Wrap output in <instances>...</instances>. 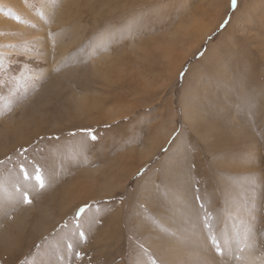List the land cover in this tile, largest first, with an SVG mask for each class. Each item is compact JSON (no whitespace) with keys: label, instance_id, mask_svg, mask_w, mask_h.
Instances as JSON below:
<instances>
[{"label":"rangeland","instance_id":"374dc122","mask_svg":"<svg viewBox=\"0 0 264 264\" xmlns=\"http://www.w3.org/2000/svg\"><path fill=\"white\" fill-rule=\"evenodd\" d=\"M8 1L0 264H264V0Z\"/></svg>","mask_w":264,"mask_h":264},{"label":"snow or ice","instance_id":"6c2138e0","mask_svg":"<svg viewBox=\"0 0 264 264\" xmlns=\"http://www.w3.org/2000/svg\"><path fill=\"white\" fill-rule=\"evenodd\" d=\"M237 2H238V0H231V3H232V5L234 7L237 5ZM17 19H19V18L17 17ZM71 135L74 136V135H76V133H71ZM57 139H58V137H57ZM91 139L94 141L96 139V137L94 135H92ZM26 151H27V149H23V151L21 152V155H23L24 152H26ZM0 163H3V161H0ZM20 171L23 174V177H24L25 180H29V179H31L34 176L35 180L39 184V187L41 189H43L45 187V182H44L40 167L34 166L33 173L30 174L27 171L26 167L21 165L20 166ZM23 196H24V202L30 204L31 203V199L28 197V194L24 193ZM83 212H84V209H80V213L83 214ZM65 227H66V225H65ZM76 227H77V231L79 232V235L81 237H83L84 233L79 231L81 225L79 223H77ZM210 239H211V244H212V247H213L214 251L217 254H219L221 257H223L225 255V249L221 247V244L217 240L216 236L213 235ZM225 243L227 244V242H225ZM68 247H71V245H68ZM152 264H157V262L155 260H153Z\"/></svg>","mask_w":264,"mask_h":264},{"label":"bare ground","instance_id":"6f19581e","mask_svg":"<svg viewBox=\"0 0 264 264\" xmlns=\"http://www.w3.org/2000/svg\"><path fill=\"white\" fill-rule=\"evenodd\" d=\"M121 0H88L87 1V4L90 6V8H92V9H95L96 8V5H95V3H99L100 5H101V7L102 6H104V7H107V6H110V5H112L113 3H117V4H119V2H120ZM128 1V0H127ZM224 1V0H223ZM9 3H12L13 2V0H11V1H8ZM16 2H17V4H18V6L20 7V3H19V1L18 0H16ZM136 3H138V2H136ZM214 3L216 4V1H214ZM99 5V6H100ZM144 5V4H143ZM223 5V2H222V4H221V6ZM22 6V5H21ZM130 6V5H129ZM130 8H133V7H130ZM218 8V7H217ZM96 11V10H95ZM94 12V11H93ZM203 13V12H202ZM3 26V25H2ZM0 27H1V24H0ZM196 31H197V29H196ZM204 33H206V35H207V33H208V31L206 32V31H204ZM205 35V36H206ZM187 36H189V33L187 34ZM190 46V45H189ZM196 47H197V45H196ZM190 54V53H189ZM169 56H171V55H169ZM189 56V55H188ZM165 57H167V56H165ZM166 59V58H165ZM168 61L170 60V59H167ZM174 60V59H173ZM172 62V61H171ZM181 62V61H180ZM169 63V62H168ZM220 68V67H219ZM214 70V69H213ZM95 72V71H94ZM217 73V72H216ZM77 101V100H76ZM190 104L192 103V102H189ZM189 105V104H188ZM186 106H187V104H186ZM191 108L189 107V109H187V111L186 112H184V113H187V114H189V113H191V112H189L188 113V111L190 110ZM186 110V109H185ZM192 110V109H191ZM190 110V111H191ZM194 112V111H193ZM200 115H202L201 113H199ZM198 115V114H197ZM193 116V115H192ZM188 117V116H187ZM192 118V117H191ZM202 118V117H201ZM205 118V117H204ZM193 119V118H192ZM189 120V119H188ZM191 120V119H190ZM194 120V119H193ZM203 120V119H202ZM205 120V119H204ZM190 122H192V121H190ZM205 122V121H204ZM194 124H195V122H194ZM196 124H198L197 122H196ZM195 124V125H196ZM196 127L194 126V129H195ZM216 130V129H215ZM209 131V130H208ZM210 132V131H209ZM214 132V131H213ZM200 134V133H199ZM205 134V133H204ZM206 135H207V133H206ZM211 137V136H210ZM204 138V137H203ZM211 140V139H210ZM207 141V140H206ZM151 146V145H150ZM149 146V147H150ZM151 148H152V146L148 149V148H145L144 150H143V153L145 152V155H143V157H144V159H145V162H148V159H150V158H152L155 154H156V151H155V149H153L152 151H151ZM171 164V163H170ZM174 164V163H173ZM94 180V179H93ZM100 181V180H99ZM180 189V188H179ZM115 190V189H114ZM148 191V190H147ZM151 194V193H150ZM93 195V194H92ZM180 195V194H179ZM182 195V194H181ZM185 196V195H184ZM182 197V196H181ZM152 199V198H151ZM87 202H88V198H87V201H84L83 203H81V205L82 204H87ZM80 205V204H79ZM78 205V206H79ZM47 218V217H46Z\"/></svg>","mask_w":264,"mask_h":264}]
</instances>
